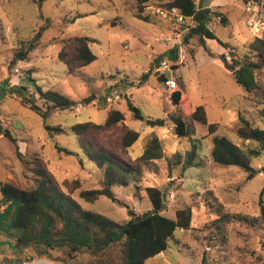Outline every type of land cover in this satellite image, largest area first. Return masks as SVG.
<instances>
[{
  "label": "rangeland",
  "instance_id": "rangeland-1",
  "mask_svg": "<svg viewBox=\"0 0 264 264\" xmlns=\"http://www.w3.org/2000/svg\"><path fill=\"white\" fill-rule=\"evenodd\" d=\"M166 1L150 0L148 4L157 6ZM194 1L204 6L216 0ZM217 1L226 2L222 10L228 23L223 25L212 19L216 25L209 24V27L227 48L217 41L206 40L207 48L213 52L210 56L198 37L184 41L191 20L174 23L158 16L144 20L138 0H0V126L11 131L21 154L20 159L11 142L0 133V181L28 185L32 175L25 160L37 154L46 161L63 191L83 209L119 223L128 218L127 208L137 214L149 210L151 205L144 188L156 186L165 193L163 215L174 218L176 209L190 206L192 219L189 229H175L167 250L148 258L146 264H264L261 228L232 221L220 230L210 224L218 211V214L229 211L257 216L259 194L264 186V151L252 158L250 175L237 166L219 165L210 156L214 135L225 136L243 148L257 146L237 136L239 115L264 127L258 107L248 103L244 89L216 58L223 53L231 62L230 53L235 60L248 54L244 44L254 36L245 24L243 0ZM119 20L131 22L145 35L140 37L112 25ZM84 35L93 39L89 46L96 59L68 74L57 57L61 41ZM31 41L34 47L26 59L11 64L14 52L27 47ZM175 46L179 69L173 76L178 88L186 93L185 105L171 102V90L161 87L156 71L161 59L169 60L168 51ZM249 56L255 59L252 54ZM257 79L264 87V69L257 72ZM33 83L42 90L59 91L77 103L67 109H54L48 116L37 114L30 109L28 100H33L42 110L45 103ZM125 90L131 95V104L144 117L164 118V126L151 127L143 120L134 119L127 99L107 103L105 96ZM85 97L93 100L84 103ZM201 104L205 107L207 122L216 123L213 133L208 132L207 124L191 118V112ZM109 108L120 109L124 114L121 124L138 131L139 138L120 150L117 145L123 127L118 124L98 132L104 145L115 146L114 150L122 158L134 162L149 138L157 136L163 157L153 161L152 169H143L139 180L112 187L118 201L100 196L88 202L79 196L80 191L98 188L101 174L81 153L71 126L85 121L103 123ZM176 115L186 124L188 135L185 137L175 134L171 117ZM49 126H61L64 132L55 133ZM193 143L195 164L183 168L185 155ZM55 144L74 153L58 152ZM261 198L264 199V192ZM18 204L11 201L0 206V239H3L0 247L10 250L2 254L1 264H21L24 254L30 252V247L23 251H15L13 247L18 230L12 226V220Z\"/></svg>",
  "mask_w": 264,
  "mask_h": 264
},
{
  "label": "trees",
  "instance_id": "trees-1",
  "mask_svg": "<svg viewBox=\"0 0 264 264\" xmlns=\"http://www.w3.org/2000/svg\"><path fill=\"white\" fill-rule=\"evenodd\" d=\"M149 1L138 0L140 13L147 21L153 16H158L145 10ZM157 6L176 7L182 14L194 21L184 37L185 42L190 37H198L202 41L200 45L210 56L213 52L207 48L205 39H215L227 48V44L218 40L213 30L209 28L215 16L220 17L221 24L228 23L226 14L218 6H198L194 0H168ZM243 16L245 20L244 12ZM76 17L70 21L73 22ZM112 25H119L140 37L145 35L127 20L113 21ZM92 41L93 39L85 35L72 36L61 41V49L57 57L66 66L68 74H73L96 59L89 46ZM33 45L31 41L27 47L18 48L10 63L15 64L18 60L26 59ZM244 47L248 54H244L239 60H235L232 53H230L231 62L227 61L223 53L218 54L216 58L232 74L236 83L244 89V98L248 103L258 107V114L264 122V87L257 79V72L264 69V38L254 37L244 44ZM177 48L175 46L168 51L170 58L167 60L173 72L179 69V63H176ZM249 54H252L255 59H252ZM158 75L161 87L167 88L164 84L165 75L159 73ZM143 77L147 78V74ZM33 86L43 99L45 109L42 110L33 100H28L29 107L42 116H48L54 109H67L77 103L59 91L42 90L35 83ZM169 97L174 105L187 104L186 93L178 88L177 84L171 89ZM92 100L93 97L82 99L84 103H90ZM127 105L133 110L134 119L143 120L151 127L164 126V118L144 117L129 100H127ZM191 118L198 123L207 124L209 133H213L216 129V123L207 122L205 107L202 104L197 105L191 112ZM123 119L124 114L120 109L109 108L103 123L85 121L71 126L81 153L98 168L101 174V185L98 188L80 191L79 196L85 201L93 202L100 196H105L114 202L118 201L112 187L126 186L130 182L139 180L143 169H152L153 161L163 157V150L157 136L149 138L141 155L137 156L134 162L122 158L114 150L115 146L112 148L104 145L98 138V132L121 124ZM171 120L174 123L177 137L188 135L186 124L179 115L172 116ZM121 125L123 133L117 147L124 150L136 142L139 132L126 125ZM48 128L55 133L64 132L61 126H49ZM0 133L11 142L16 156L21 159L16 139L11 131L0 126ZM236 134L243 140L255 142L257 146L243 148L225 136L214 135L211 140L210 156L219 165L237 166L250 175L252 158L264 151V127H259L245 116L239 115ZM55 148L58 152L67 155L74 153L58 144H55ZM195 156L196 145L193 143L185 155L183 168L194 165ZM179 160L180 157L177 156V161ZM25 161L29 164L27 168L32 175V180L28 185L12 180L0 181V206H5L11 201L19 202L12 220V226L18 230L13 241L15 251H23L24 248L30 247L38 257H50L54 260H61L65 264H146L148 258L167 250L175 229H189L191 226L192 209L190 206L176 209L174 218L161 213L165 208V193L156 186L144 188L151 208L140 214L127 208L128 218L119 223L103 214L83 209L70 194L63 191L61 184L57 182L42 157L35 154ZM263 192L264 186L259 194L257 216L229 211L218 214V211L215 213L216 218L210 224H215V227L221 230L224 224L234 221L251 227H259L264 232V199L261 198ZM261 245L264 249V240ZM54 251L57 253L56 256H54Z\"/></svg>",
  "mask_w": 264,
  "mask_h": 264
},
{
  "label": "built area",
  "instance_id": "built-area-1",
  "mask_svg": "<svg viewBox=\"0 0 264 264\" xmlns=\"http://www.w3.org/2000/svg\"><path fill=\"white\" fill-rule=\"evenodd\" d=\"M145 9L151 13L157 14L159 17L171 20L174 23H182L188 20L191 26L194 21L182 14L176 7L163 8L153 5H146ZM243 12L245 14V24L254 37L264 38V0H243ZM214 21L220 20L219 16L213 17ZM159 74L165 75L164 84L168 89H173L176 86V79L173 76V70L170 62L167 59H161L159 65L156 67ZM130 93L125 90L122 92H115L105 96L107 103L118 102L120 100H129Z\"/></svg>",
  "mask_w": 264,
  "mask_h": 264
},
{
  "label": "crops",
  "instance_id": "crops-1",
  "mask_svg": "<svg viewBox=\"0 0 264 264\" xmlns=\"http://www.w3.org/2000/svg\"><path fill=\"white\" fill-rule=\"evenodd\" d=\"M226 4V2H220V1H214V2H212V3H209V4H207V5H204V6H208V7H215V6H218L219 8H220V10L222 11V12H224L223 10H222V7L224 6ZM225 13V12H224ZM228 20V19H227ZM212 24H214V23H212V22H210V25H212ZM214 25H216V24H214ZM210 29H212L211 27H209ZM206 40L207 41H216L215 39H205V42H206ZM207 43V42H206ZM208 43H210V42H208ZM0 237H1V235H0ZM1 240V242H3V239L1 238L0 239ZM1 245V244H0ZM5 246H1L0 247V263H1V261H2V254L4 253V252H9L10 250H8L7 251V249H9V248H4ZM13 252V251H12ZM161 253V252H160ZM159 254V253H158ZM57 255V253L55 252L54 253V256H56ZM53 257V256H52ZM148 260V259H147ZM146 260V261H147ZM7 263V262H6ZM8 264V263H7ZM21 264H65V262H63V261H61V260H54V259H52V258H50V257H38L35 253H34V251H32V249L30 248V252H28V253H26V254H24V258L22 259V261H21Z\"/></svg>",
  "mask_w": 264,
  "mask_h": 264
}]
</instances>
